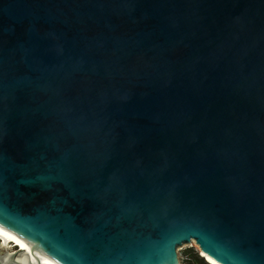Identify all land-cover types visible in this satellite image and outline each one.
I'll use <instances>...</instances> for the list:
<instances>
[{
    "label": "water",
    "instance_id": "1",
    "mask_svg": "<svg viewBox=\"0 0 264 264\" xmlns=\"http://www.w3.org/2000/svg\"><path fill=\"white\" fill-rule=\"evenodd\" d=\"M0 224V264H262L264 0H0Z\"/></svg>",
    "mask_w": 264,
    "mask_h": 264
},
{
    "label": "trees",
    "instance_id": "2",
    "mask_svg": "<svg viewBox=\"0 0 264 264\" xmlns=\"http://www.w3.org/2000/svg\"><path fill=\"white\" fill-rule=\"evenodd\" d=\"M182 264H211L197 250L189 247L184 250V259Z\"/></svg>",
    "mask_w": 264,
    "mask_h": 264
},
{
    "label": "rangeland",
    "instance_id": "3",
    "mask_svg": "<svg viewBox=\"0 0 264 264\" xmlns=\"http://www.w3.org/2000/svg\"><path fill=\"white\" fill-rule=\"evenodd\" d=\"M0 245H1V243H0ZM7 247L11 251V250H13L15 248V245L13 243H9ZM189 247H192L193 249L197 250L198 253L200 252L199 246L194 241H192L190 244H183V245L179 246L177 248V253H178V257H179V260H180L181 264H182V261L184 259V250L189 248ZM204 258L206 259V257H204Z\"/></svg>",
    "mask_w": 264,
    "mask_h": 264
},
{
    "label": "bare ground",
    "instance_id": "4",
    "mask_svg": "<svg viewBox=\"0 0 264 264\" xmlns=\"http://www.w3.org/2000/svg\"><path fill=\"white\" fill-rule=\"evenodd\" d=\"M13 242H14L15 246L22 247L21 249H25L26 250V247L22 243H20L17 239L13 238L9 234H7L4 231L0 230V243H1V245L5 244V247H7L9 243H13ZM210 262L212 264H216V263H214L212 261H210Z\"/></svg>",
    "mask_w": 264,
    "mask_h": 264
},
{
    "label": "snow or ice",
    "instance_id": "5",
    "mask_svg": "<svg viewBox=\"0 0 264 264\" xmlns=\"http://www.w3.org/2000/svg\"><path fill=\"white\" fill-rule=\"evenodd\" d=\"M38 179H45L44 177H39ZM3 228V225L2 224H0V229H2ZM262 264H264V261H262Z\"/></svg>",
    "mask_w": 264,
    "mask_h": 264
},
{
    "label": "clouds",
    "instance_id": "6",
    "mask_svg": "<svg viewBox=\"0 0 264 264\" xmlns=\"http://www.w3.org/2000/svg\"><path fill=\"white\" fill-rule=\"evenodd\" d=\"M13 244H14V242H13Z\"/></svg>",
    "mask_w": 264,
    "mask_h": 264
}]
</instances>
